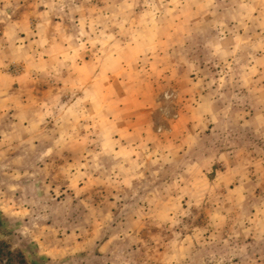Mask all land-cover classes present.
Returning <instances> with one entry per match:
<instances>
[{
	"label": "rangeland",
	"instance_id": "1",
	"mask_svg": "<svg viewBox=\"0 0 264 264\" xmlns=\"http://www.w3.org/2000/svg\"><path fill=\"white\" fill-rule=\"evenodd\" d=\"M0 60L26 99L0 118V242L264 264V0H0Z\"/></svg>",
	"mask_w": 264,
	"mask_h": 264
},
{
	"label": "crops",
	"instance_id": "2",
	"mask_svg": "<svg viewBox=\"0 0 264 264\" xmlns=\"http://www.w3.org/2000/svg\"><path fill=\"white\" fill-rule=\"evenodd\" d=\"M112 75H113V73H112ZM112 75L110 76L108 74L107 77L112 78ZM22 81H23L22 76H19V77L14 76V78H13L12 76L7 75L0 68V102H2V105L0 106V118L1 119L4 118V116L7 114V111H9V110H13L17 114L16 111H18V109H19L18 105H22V103L24 101H26V99H23V96H21L22 95V86H21ZM17 84L20 85L19 89L15 88ZM11 87L14 89L12 96H11V93H8V91L10 90ZM7 97H9L10 100H11V98H13V104H14L13 107H9L7 105V103H4L5 101H7V102L10 101L9 98H7ZM25 111H27V110H25ZM105 111H106L105 114H106L107 118H105V120L101 121L100 123L97 122L98 123L97 124V138H99L101 135H104V136H107L110 138H113V137L116 138V135H117L116 122H117V120L115 121V119H114L115 116L111 115V111H115V105H113L112 100H110L109 106ZM32 119H34V117ZM18 123L20 124V125L17 124L18 127H20L21 129L25 128L26 122L19 121ZM126 123H128V122H125V124ZM139 123L140 122L136 121V128L132 129L133 130L132 134L134 135V133L135 134L137 133L136 137H138V140H142V138L144 139V137L142 136L143 130L140 131L141 126L138 125ZM129 134H131V133H129ZM99 139H101V138H99Z\"/></svg>",
	"mask_w": 264,
	"mask_h": 264
},
{
	"label": "trees",
	"instance_id": "3",
	"mask_svg": "<svg viewBox=\"0 0 264 264\" xmlns=\"http://www.w3.org/2000/svg\"><path fill=\"white\" fill-rule=\"evenodd\" d=\"M0 264H30L22 251L0 242Z\"/></svg>",
	"mask_w": 264,
	"mask_h": 264
}]
</instances>
